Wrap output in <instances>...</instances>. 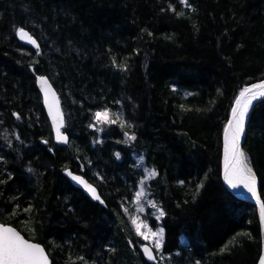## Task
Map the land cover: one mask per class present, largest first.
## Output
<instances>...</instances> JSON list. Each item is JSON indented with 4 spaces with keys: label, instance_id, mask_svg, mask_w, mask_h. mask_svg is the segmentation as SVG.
Here are the masks:
<instances>
[{
    "label": "trees",
    "instance_id": "trees-1",
    "mask_svg": "<svg viewBox=\"0 0 264 264\" xmlns=\"http://www.w3.org/2000/svg\"><path fill=\"white\" fill-rule=\"evenodd\" d=\"M187 1L0 0V222L43 244L53 264H259V210L222 173L235 102L264 81V0ZM20 28L40 50L19 41ZM39 75L59 92L66 146ZM102 110L124 122L99 132ZM242 152L264 200V97L249 106ZM138 156L156 172L148 191L164 212L165 262L145 259L131 220Z\"/></svg>",
    "mask_w": 264,
    "mask_h": 264
},
{
    "label": "snow or ice",
    "instance_id": "snow-or-ice-1",
    "mask_svg": "<svg viewBox=\"0 0 264 264\" xmlns=\"http://www.w3.org/2000/svg\"><path fill=\"white\" fill-rule=\"evenodd\" d=\"M181 3L189 6L187 4V0H181ZM173 11L175 9H172ZM19 34L21 37L27 35L24 28L18 29ZM32 43H36L35 40L31 41ZM38 46V45H37ZM40 81L43 84H47V78L40 77ZM49 88L45 89V95H48ZM258 96L264 97V83L255 84L252 87L244 88L243 91L240 93V97L236 100V107L232 110V120L229 121L228 128L226 130V135L229 139V150L231 151V155L233 158V161L235 165L237 166L233 172H229L227 165H226V173L225 178L228 180L230 184H232V187H237L238 185L236 183H233V173L240 172L242 170L243 173H247V176L241 181L244 183V186L248 188L250 192L255 194V188H254V179H251L252 173L251 169L248 167L246 163V157L244 156V153L240 151L239 149V140L243 133L244 129V121L245 116L248 111V107L251 103V101ZM51 108V106H50ZM94 117L99 120L100 122H111L115 123L114 120L109 121V110H102V111H96L94 113ZM54 121L57 122V138L62 140L63 142L67 143V137L63 136L60 133V127L62 126V114L58 111L53 115ZM131 139H135V137H131ZM119 154H117L118 156ZM148 175L154 176L156 175L154 170H147ZM74 180H77L81 183H85L80 177H73ZM85 186L89 188V190L93 193L95 196V189H92L91 186L87 185L85 183ZM142 195V192L136 193V198L139 201L140 197ZM96 199H99L98 196L95 197ZM149 203H152L149 201ZM153 207H156L155 204H152ZM261 210L262 213H264V203L261 204ZM164 212L163 210L159 211V216H163ZM159 218V217H158ZM133 224L136 225V231L139 235L144 236L145 239L148 237L145 235L143 231H141V228L147 227V225L143 223H137L136 219H133ZM149 232H151L152 236H156L157 232H152L151 229H148ZM162 229L159 230V232L162 234ZM157 247H159V243L156 244ZM146 252H149L147 248H145ZM150 258H154L151 256L149 252ZM0 264H48L47 257L44 253V249L37 245L32 244L25 240L18 232H16L11 227H6L2 224H0Z\"/></svg>",
    "mask_w": 264,
    "mask_h": 264
},
{
    "label": "water",
    "instance_id": "water-1",
    "mask_svg": "<svg viewBox=\"0 0 264 264\" xmlns=\"http://www.w3.org/2000/svg\"><path fill=\"white\" fill-rule=\"evenodd\" d=\"M25 32L27 33V35H25L23 37H21V35L19 34V32L17 33V37H18L19 41L21 43H23V44H25V45H27V46L35 49V50H40V44H39L37 38L35 36H33L32 33L28 29H25ZM32 40H35L36 43L35 44L32 43L31 42ZM40 77L47 78V84H43L40 81ZM259 83H264V81L263 82H259ZM259 83H256V84H259ZM253 85H255V84H253ZM253 85H251L249 87H252ZM36 86H37V88H38V90H39V92L41 94L43 107L45 109L46 115H47V117L49 119V122H50V125L52 127L55 143H57V144H59L61 146L68 145L69 144V141H70V138H69V135L65 132L66 117H65V113H64V110H63V107H62V102H61V98H60L59 92L57 91L56 87L52 83L51 79L48 76H46V75H39V76H37V78H36ZM46 88H49L48 95H45V89ZM258 98H261V96H258L257 98L253 99L251 101V103L253 101L257 100ZM50 106H51V108H50ZM235 107H236V104H235ZM57 111L59 113H61L62 114V117H63L62 126L60 127V133L63 136H66L67 137V143H65L62 140H60V139L57 138V122L58 121H54V119H53V115ZM232 118L233 117L231 115V120H232ZM248 123H249V107H248L247 114L245 116L243 133H242V135L240 137V140H239V149H240V151H242V146H243V143H244L245 138H246ZM224 143H225V150H226V152H225V158H224V164H223V173H222L223 180H224V183H225L226 187L231 192H233L238 198L253 202L257 206V208L259 210V216H260V221H261V226H262V239H263V254H262V257H261V260H260L259 264H264V213H262V210H261V204L264 203V200H263V198H262V196L260 194V191H259L258 180L252 174L251 177L254 179V181L256 183V189H255V194H249V192L247 191V187H245L244 186V183L241 182L245 178V175H247V173H243L242 170H241L240 172L233 173V183H236L238 186L235 187V188L232 187V184H230L228 182V180L225 178L226 165H227V168H228L229 172H233V170L237 166L235 165V163L233 161V158H232V155H231V151L229 150V139H228V137H227L226 134H225V137H224ZM66 176L69 179V181L75 187L83 190L85 192V194L92 201L97 202V203H99L101 205H105V201L101 197L98 188L93 183H91L86 177H84L82 174L73 172L71 169H67L66 170ZM74 176L80 177L87 185L91 186L92 189H95V196L89 190V188L85 186V183H81V182H79L77 180H74L73 179ZM96 196H98L99 199H96L95 198ZM0 224L4 225L6 227H11L16 232H18L28 242H30L32 244H37V245L41 246L44 249V253H45L46 257H47L48 264H53L52 258L50 257L48 251L46 250V248H45V246L43 244L28 239L20 230H18L13 225L4 224V223H1V222H0ZM145 248H147L149 250L151 256L154 257V258H150L149 252H146L145 251ZM141 251H142V254H143V256L145 257V259L147 261L155 262V263L158 262V259H157L155 250L153 249V247L151 245L144 244L142 246V248H141Z\"/></svg>",
    "mask_w": 264,
    "mask_h": 264
},
{
    "label": "rangeland",
    "instance_id": "rangeland-1",
    "mask_svg": "<svg viewBox=\"0 0 264 264\" xmlns=\"http://www.w3.org/2000/svg\"><path fill=\"white\" fill-rule=\"evenodd\" d=\"M187 4L189 5L188 1H187ZM184 6L186 8H189V6H186V5H184ZM108 120L109 121L114 120L115 123L100 122L99 120L96 119V127H97L99 132H102V130L105 129L106 127L112 126V124H117V122H119V120L124 122L122 115L116 114L115 112L111 113V111H109ZM131 137H133V136H129V135L125 134V141H126L127 144H130L133 141V139H131ZM137 163H138V168H142L143 171H144V175H143L141 181L139 182L138 189L136 191V193L137 192H142V195H141V197H140V199L138 201L137 198H136V193H135V197H134V201H133L134 209H133V214H132L131 220L133 221V219H136L137 223H143V224L147 225V227L141 228V231H143L145 233V235L148 237L147 239H145L144 236H141V235H139L137 233L135 224H134V229H135L137 235L144 242L151 244L156 249L158 257L163 262H165V259L168 258V256L164 255L162 253L164 231H162V234L159 232V230L162 229V227H160L161 226L160 224H161L162 216H159V211L161 210V208L150 197V194H149V191H148V183H149V181L152 178L155 177V175L151 176V177L148 175V171L147 170H153V169L147 167L146 163L144 162V158L142 156H138L137 157ZM149 201H151L152 203H149ZM152 204H155L156 207H153ZM149 211H151L152 217L154 219H156L158 224H159L157 228H153L151 226V222L148 220ZM148 229H151L152 232H157V235L156 236H152L151 232H149ZM157 242L159 243V247L156 246Z\"/></svg>",
    "mask_w": 264,
    "mask_h": 264
},
{
    "label": "bare ground",
    "instance_id": "bare-ground-1",
    "mask_svg": "<svg viewBox=\"0 0 264 264\" xmlns=\"http://www.w3.org/2000/svg\"><path fill=\"white\" fill-rule=\"evenodd\" d=\"M247 175H245V177H246ZM251 179H253L252 177H251ZM254 188L256 189V183H254ZM247 191L249 192V194H253L252 192H250L249 190H248V188H247Z\"/></svg>",
    "mask_w": 264,
    "mask_h": 264
}]
</instances>
